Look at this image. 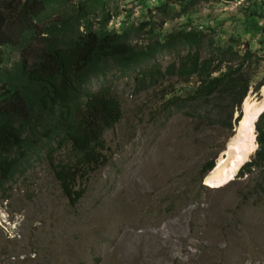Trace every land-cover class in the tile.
I'll return each instance as SVG.
<instances>
[{
    "label": "rangeland",
    "instance_id": "obj_1",
    "mask_svg": "<svg viewBox=\"0 0 264 264\" xmlns=\"http://www.w3.org/2000/svg\"><path fill=\"white\" fill-rule=\"evenodd\" d=\"M263 1L189 0L186 26L182 17L155 20L164 34L183 27L210 33L204 41L225 43L239 33L232 43L238 50L250 37L262 71L264 45L245 31L255 33L261 25L247 16ZM126 3L117 0L120 15L109 25L122 22ZM130 9L134 23L139 9ZM175 60L165 53L157 62L164 71ZM112 82L122 118L104 135L110 163L88 180L75 206L40 168L17 179L8 198L0 199V264H264V174L240 176L238 170L220 185L206 182L235 136L244 106L264 102V76L230 121L224 99L203 102L196 112L189 103L164 106L161 96L183 95L189 77L164 78L141 91L128 79Z\"/></svg>",
    "mask_w": 264,
    "mask_h": 264
},
{
    "label": "trees",
    "instance_id": "obj_2",
    "mask_svg": "<svg viewBox=\"0 0 264 264\" xmlns=\"http://www.w3.org/2000/svg\"><path fill=\"white\" fill-rule=\"evenodd\" d=\"M125 1L138 7V21H131L129 8L114 27L109 23L120 15L117 0H0L1 200L35 168L70 206L84 197L88 180L111 160L104 135L122 118L113 79H128L141 91L164 78L189 77L183 95L161 96L164 106L173 110L189 103L196 112L203 102L224 99L230 102L227 121L249 87L256 91L262 85L257 79L264 70H257L263 59L252 50L250 37L238 50L232 43L239 33L225 43L204 41L210 33L188 27L164 34L155 16L182 17L186 26L189 0ZM262 4L247 16L261 25L255 33L245 32L264 45ZM165 53L176 60L162 71L157 60ZM224 63L229 65L223 70ZM255 128L258 148L240 176L264 174V111Z\"/></svg>",
    "mask_w": 264,
    "mask_h": 264
},
{
    "label": "bare ground",
    "instance_id": "obj_3",
    "mask_svg": "<svg viewBox=\"0 0 264 264\" xmlns=\"http://www.w3.org/2000/svg\"><path fill=\"white\" fill-rule=\"evenodd\" d=\"M263 110V101L255 105L244 106L243 116L239 121L235 136L228 142L224 154L219 157L216 167L208 177L210 180L206 179L210 186L220 185L234 176L254 153L256 149L254 125Z\"/></svg>",
    "mask_w": 264,
    "mask_h": 264
},
{
    "label": "water",
    "instance_id": "obj_4",
    "mask_svg": "<svg viewBox=\"0 0 264 264\" xmlns=\"http://www.w3.org/2000/svg\"><path fill=\"white\" fill-rule=\"evenodd\" d=\"M255 126H256V123H255V125H254V132L256 133V128H255ZM256 137H257V133L255 134V143H256ZM257 148H258V146H257V144H256V149H255V151L257 150ZM241 167H242V166H241ZM241 167H240V168H241ZM240 168H239V169H240ZM239 169H238V170H239Z\"/></svg>",
    "mask_w": 264,
    "mask_h": 264
},
{
    "label": "built area",
    "instance_id": "obj_5",
    "mask_svg": "<svg viewBox=\"0 0 264 264\" xmlns=\"http://www.w3.org/2000/svg\"><path fill=\"white\" fill-rule=\"evenodd\" d=\"M240 170V169H239Z\"/></svg>",
    "mask_w": 264,
    "mask_h": 264
}]
</instances>
